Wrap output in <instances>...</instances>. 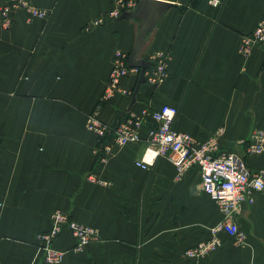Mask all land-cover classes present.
<instances>
[{"label": "crops", "instance_id": "0c3cea01", "mask_svg": "<svg viewBox=\"0 0 264 264\" xmlns=\"http://www.w3.org/2000/svg\"><path fill=\"white\" fill-rule=\"evenodd\" d=\"M32 1L47 18L19 10L7 28L0 16V264H47L37 235L57 210L97 228L101 240L74 251L65 231L54 264H264V190L238 221L246 246L222 233L223 246L197 261L186 251L222 219L198 172L178 181L166 157L137 167L147 127L141 142L123 147L86 128L90 115L115 127L129 113L169 104L178 108L175 130L200 141L221 131L220 148L244 154L264 129V45L247 57L240 48L264 0H171L177 6L148 31L140 56H166L168 79L145 80L134 101L140 72L120 79L126 94L105 95L114 56L130 58L140 30L137 19L108 16L126 0ZM103 145L111 147L105 157ZM245 161L251 173L264 169V155Z\"/></svg>", "mask_w": 264, "mask_h": 264}, {"label": "built area", "instance_id": "2783aa9c", "mask_svg": "<svg viewBox=\"0 0 264 264\" xmlns=\"http://www.w3.org/2000/svg\"><path fill=\"white\" fill-rule=\"evenodd\" d=\"M139 2L140 0L123 1L108 16L118 18L125 11L135 10ZM220 2L213 0L214 6H218ZM19 10L25 11L29 18H47L49 14L46 9L37 7L32 0H5L0 6L2 25L11 27L14 15ZM105 22V18L96 19L93 26L98 27ZM263 45L264 16L251 33L243 36L240 51L247 57L255 47ZM128 59L120 52L114 56L106 96L115 92L126 94L119 87L120 79L140 72L139 68L128 65ZM167 59L159 54L156 61L151 63L144 74L147 82L161 85L168 79ZM177 115L176 106L163 104L158 109L145 110L141 114L129 113L115 127L90 115L86 128L100 143L111 136L114 145L123 147L141 142L142 131L147 127V145L141 157L135 161L137 167L150 170L158 158L166 157L173 163L178 181L190 171L198 172L203 189L218 203L222 219L210 229V238L188 249L187 256L198 261L217 252L223 246L222 233L229 234L236 244L245 247L246 235L238 221L245 206L254 204V194L264 190V169L251 173L247 170L245 157L264 154V131H254L245 143L244 154L240 155L220 148L217 136L221 131L217 136L200 141L188 133L175 130L173 124ZM103 152L105 157L111 152V147L103 145ZM51 223L49 230L37 235L47 264L57 263L63 257L65 252L56 248L55 242L65 231L75 241L74 251L84 252L90 244L101 240L97 228L78 222L62 210L53 213Z\"/></svg>", "mask_w": 264, "mask_h": 264}, {"label": "water", "instance_id": "95a60500", "mask_svg": "<svg viewBox=\"0 0 264 264\" xmlns=\"http://www.w3.org/2000/svg\"><path fill=\"white\" fill-rule=\"evenodd\" d=\"M175 6H177L176 3L171 0H140L138 7L134 11H125L119 17L120 20H139L140 30L136 39L135 49L127 61L131 68L140 69L138 85L132 98L133 101L136 98L140 85L145 81V71L151 66L149 61L140 58L147 33L160 21L167 10Z\"/></svg>", "mask_w": 264, "mask_h": 264}, {"label": "trees", "instance_id": "16d2710c", "mask_svg": "<svg viewBox=\"0 0 264 264\" xmlns=\"http://www.w3.org/2000/svg\"><path fill=\"white\" fill-rule=\"evenodd\" d=\"M199 1H200V0H193L192 5H193L194 7H196V6L198 5Z\"/></svg>", "mask_w": 264, "mask_h": 264}, {"label": "rangeland", "instance_id": "374dc122", "mask_svg": "<svg viewBox=\"0 0 264 264\" xmlns=\"http://www.w3.org/2000/svg\"><path fill=\"white\" fill-rule=\"evenodd\" d=\"M257 130H260V131H264V129H256L255 131H257ZM254 132V131H253ZM264 155V154H263ZM40 246V245H39ZM45 262V261H44ZM46 263V262H45Z\"/></svg>", "mask_w": 264, "mask_h": 264}]
</instances>
